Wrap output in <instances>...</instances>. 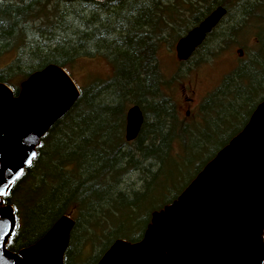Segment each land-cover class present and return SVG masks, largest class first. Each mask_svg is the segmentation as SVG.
<instances>
[{"label": "trees", "instance_id": "16d2710c", "mask_svg": "<svg viewBox=\"0 0 264 264\" xmlns=\"http://www.w3.org/2000/svg\"><path fill=\"white\" fill-rule=\"evenodd\" d=\"M191 4L179 37L217 6L226 10L222 19L236 17L224 27L218 23L195 51L214 57L250 30L253 42L238 40L245 58L201 103L200 120L188 122L162 93L156 58L177 0H0V57L13 54L0 66V82L13 94L49 63L68 72L78 57L103 54L113 67L109 78L78 87L73 105L40 138L32 163L14 182L9 203L18 208L19 227L9 250L30 246L69 215L74 224L63 264H96L114 240L141 239L151 213L175 199L245 125L264 99V0ZM129 104L140 107L143 122L126 141ZM131 172L137 185L125 179Z\"/></svg>", "mask_w": 264, "mask_h": 264}, {"label": "water", "instance_id": "95a60500", "mask_svg": "<svg viewBox=\"0 0 264 264\" xmlns=\"http://www.w3.org/2000/svg\"><path fill=\"white\" fill-rule=\"evenodd\" d=\"M225 12L215 7L178 38V60L190 57ZM78 95L70 74L52 63L23 79L16 95L0 82V169L5 176L10 167L25 169L32 163L40 138ZM142 122L140 107L130 105L126 141L137 136ZM22 159L31 163L21 164ZM73 224L71 216L62 215L36 242L16 252L0 240V264H63ZM16 226L14 213L9 221L12 235ZM263 229L264 99L176 198L151 213L141 239L114 240L96 264H262Z\"/></svg>", "mask_w": 264, "mask_h": 264}, {"label": "rangeland", "instance_id": "374dc122", "mask_svg": "<svg viewBox=\"0 0 264 264\" xmlns=\"http://www.w3.org/2000/svg\"><path fill=\"white\" fill-rule=\"evenodd\" d=\"M175 1V0H171ZM178 13L174 23H170L163 30V40L156 49V58L159 70L162 76L161 89L162 93L168 96L174 104L175 113L180 119L185 121H199V108L207 95L214 90L222 81L223 77L234 68L244 56L243 48L240 40L247 46H251L253 42V32L250 30L239 36L238 39L231 43L225 44L223 50L214 57H209L206 52L201 49L193 51L190 57L185 61H180L175 54V43L180 38L177 35L179 26H182L190 18L189 6L197 0H177ZM184 5H181V4ZM168 14L174 15L175 12L168 11ZM108 15V12L105 13ZM236 17L227 15L221 19L219 26H226L234 22ZM254 29L253 26L249 25ZM191 28V27H190ZM241 51V53H240ZM13 54L0 57V66L11 61ZM68 72L77 87L86 86L95 81L107 79L112 75L113 67L107 57L103 54H97L93 57H78L68 68ZM21 82V81H20ZM186 97L188 101L183 102ZM131 104L127 105V108ZM187 111V112H186ZM242 121V117L240 118ZM237 125V124H236ZM189 173L192 170L188 171ZM138 174L129 173L125 179L135 181L137 185ZM160 201V199H159ZM149 203L150 206L159 203ZM91 251V247H90Z\"/></svg>", "mask_w": 264, "mask_h": 264}, {"label": "snow or ice", "instance_id": "6c2138e0", "mask_svg": "<svg viewBox=\"0 0 264 264\" xmlns=\"http://www.w3.org/2000/svg\"><path fill=\"white\" fill-rule=\"evenodd\" d=\"M35 156V153L32 154ZM21 164H30V160L22 159ZM18 170L14 168L8 169V176L3 174V170L0 169V240H3L6 245L13 243L12 230L9 228V221L12 219L13 214L18 212V208L15 203H9L12 194L14 192L15 184L24 173L22 167L17 166ZM17 227H19L17 225Z\"/></svg>", "mask_w": 264, "mask_h": 264}, {"label": "flooded vegetation", "instance_id": "af4514ba", "mask_svg": "<svg viewBox=\"0 0 264 264\" xmlns=\"http://www.w3.org/2000/svg\"><path fill=\"white\" fill-rule=\"evenodd\" d=\"M187 101H188V99H187L186 97H184V98H183V102L186 103ZM186 112H187V111H186Z\"/></svg>", "mask_w": 264, "mask_h": 264}]
</instances>
